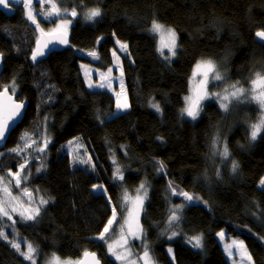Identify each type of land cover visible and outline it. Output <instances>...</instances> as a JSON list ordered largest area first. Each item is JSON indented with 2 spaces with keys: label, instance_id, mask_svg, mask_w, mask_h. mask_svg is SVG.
Instances as JSON below:
<instances>
[{
  "label": "trees",
  "instance_id": "trees-1",
  "mask_svg": "<svg viewBox=\"0 0 264 264\" xmlns=\"http://www.w3.org/2000/svg\"><path fill=\"white\" fill-rule=\"evenodd\" d=\"M54 2L61 12L73 8L77 12L65 17L71 19L66 33L71 45L35 64L31 53L42 34L26 19V9L16 4L12 17L0 13V52L6 56L0 90L15 80L17 100L29 103L23 122L0 151V176L18 172L27 159L29 188L48 201L34 220L15 217L13 224L0 218V231L8 235V240L0 239V264H31L9 240L32 243L40 262L53 253L61 259H80L87 250L103 264H118L105 242L94 238L113 205L117 223L126 215L121 197L125 190L132 195L141 183L148 186L149 197L142 214L143 241L132 244L137 253L142 254L147 244L155 264H230L217 239L226 231L244 241L254 264H264V188L259 184L264 178V131L255 141L248 138L259 106L234 100L224 111L210 101L198 120L181 117L191 74L200 60L215 62L225 87L239 82L249 89L255 73L264 75V44L255 35L264 30V0ZM49 7L37 0L32 3L35 13ZM97 7L101 15L86 20L84 14ZM37 20L46 34L60 18L37 15ZM153 20L177 33L171 63L161 57L157 38L149 32ZM120 44H127V49L122 51ZM91 51L98 58L91 60ZM113 52L120 56L130 104L116 116L114 95L89 90L81 67L108 71L114 66ZM153 101L161 113L150 108ZM25 133L37 143L23 155L11 152L25 143L21 139ZM217 136L227 143V160L213 155L211 145ZM45 139V151H35ZM76 141L87 144L91 156L82 149L72 152L70 145ZM77 157L90 158V164L79 163ZM233 160L239 165L236 172L231 169ZM117 166L123 180L115 175ZM169 181L199 199L185 202L172 195ZM97 184L107 193L94 190ZM181 204L179 221L169 228L170 211ZM173 230L177 235L167 239ZM118 231L114 224L109 235ZM195 236L202 237L203 247L189 242Z\"/></svg>",
  "mask_w": 264,
  "mask_h": 264
},
{
  "label": "snow or ice",
  "instance_id": "snow-or-ice-1",
  "mask_svg": "<svg viewBox=\"0 0 264 264\" xmlns=\"http://www.w3.org/2000/svg\"><path fill=\"white\" fill-rule=\"evenodd\" d=\"M19 2L22 3L23 8L26 9V19L31 21V23L34 24L37 29H39L41 34H45V32L44 29L41 28L40 23L37 20V15L43 16L45 19L51 18L53 16L59 17L60 22L57 24L56 28L51 29L46 34L50 37L54 36L57 43H67L66 29L68 24L70 23V20L65 19V17L76 16L77 12L75 8H73L70 12L67 9L61 12V9L57 6L54 0H37L38 4H49L50 7L47 11L35 13L32 8L33 0H19ZM0 5H4V0H0ZM4 6L6 7V5ZM100 15L101 11L97 7L89 9L84 14V18L86 20H95V18L99 17ZM150 32L154 36H159L160 46L157 50L159 51L160 55L166 60H171V58L176 55V31L171 27H166L165 25L153 20ZM255 35L260 39V41H264V30L257 31ZM51 42V40L45 41L44 44L41 45L39 39L36 41V47L32 50L31 53V60L34 63L37 61L38 57L45 55L44 49H46L48 47V44ZM117 43L120 42L117 41ZM120 49L122 51L126 50L127 44H120ZM165 49H167L169 53V55L167 56H165ZM88 55L92 56L93 58H98L95 51L89 52ZM113 56H116L115 52H113ZM116 59L119 60V57L117 56ZM2 60L3 53L0 52V62H2ZM108 71L110 73L111 69H109ZM197 77H200L198 81L196 80ZM192 79L196 81L197 87L193 90L192 95L186 96L184 98L186 106L181 109L182 115H186L192 120H196L201 111V101L205 98H215L216 100H218L220 108L224 111L228 110L229 105L233 100H235L237 103L253 102L259 106L260 115L257 119V122L251 123L249 125V140L255 141L260 133L264 131V75H261L259 72L255 73L254 78L250 81V88L247 90L243 86L239 85V82H236L228 85L227 87L216 85V87H223L222 93L214 91L209 92L207 86L210 80L221 81L223 77L220 71L217 69L216 64L211 59H202L196 63L192 73ZM88 86L92 87L93 85L91 82H89ZM97 86L111 87V83L109 82L108 84H100ZM9 87L11 88V95H9ZM15 90V80H13L9 86H4L2 90H0V143L5 141L6 134H10V121H13L16 117H19L20 110L23 108V102H16L13 99V97L15 96ZM116 106L118 109H127L129 105L126 102L121 103L118 96ZM152 107H154L158 112L160 111V107L158 104H153ZM27 136L28 134L25 133V135L21 137V139L25 141L23 145L18 144L10 151L16 153L17 155H23L27 149L32 148L33 144H36L37 142L35 140L29 141L28 139H26ZM47 143L48 141L45 139L43 141V145L37 144L35 151L43 153L45 151V148L47 147ZM211 147L213 155L218 154L223 160L228 159L229 150L227 143L221 142L218 136L212 141ZM0 155H3V153H0ZM76 159L81 164H90V158L85 159L83 157H77ZM113 162L115 163V160ZM26 164L27 159H25L24 163L20 164L18 172L13 173L9 171L7 173V179H5L4 176H0V218H7L8 220H11L13 224L15 223V220L13 219L12 213H16L17 215H19L22 220H34L35 217L40 213L39 207L31 208V212H29L27 208H24L25 203H27L29 207H31V205L33 204V193L29 191L27 187L21 189V184L27 178L26 174L23 177L21 176V173L24 171ZM91 166L94 167V165ZM158 167L161 171L164 170V165L162 162H158ZM238 167L239 165L235 160L231 161V169L233 172H236ZM115 175L119 180L124 179L119 166L116 167ZM259 184L260 186L264 187V178L260 179ZM12 187L20 189V193L18 195H13L11 192ZM93 189L99 190L105 194L107 193V189H105L103 185L100 184L93 185ZM169 189L172 195H180L186 201H192L194 199V197L188 192H185L182 189H178V186H173V183L171 181H169ZM21 196L27 197V201L22 200ZM146 196L147 188L144 183H141L139 185L134 196H131L128 191L125 190L121 197V202L122 206H125L124 211L126 212V215L122 216L120 222L117 223L118 214L116 205H113L111 216L110 218H108L102 232L97 237L98 240L105 242L108 253L115 257L117 261H120L121 264H154L147 244L143 245L142 254H133L131 247L129 246V241L131 239L142 238L143 229L139 223V214L142 211L143 200ZM108 199L110 202L111 197H109ZM196 199H199V197H196ZM47 203V200H45L43 197H40L39 204L44 205ZM182 207L183 204L174 207L170 211V215L167 221L169 228L172 227L174 222L179 221V215L177 213ZM114 224L119 229L118 233L107 235L109 233H112ZM176 235L177 232L173 230L171 231V234L167 236V239L171 240ZM218 235L222 240L224 239V232H220L218 233ZM0 239L8 240V235L4 231H0ZM8 242L10 243L11 247L14 248L25 260L30 261L31 264H36L35 254L37 249L33 247L32 243H27L26 251H22L20 242L13 240H9ZM189 242L193 243V247H203L201 236L192 237L190 238ZM233 249L236 250L235 255L239 256L240 264H254L252 256L248 252L243 240H231L230 243L225 245V251L227 252L229 257L234 256ZM167 251L171 255L172 260H175V255L172 248L169 247ZM48 264H100V260L97 258L94 252L85 250L82 254V257L75 261L61 260L59 256L53 253L50 260L48 261Z\"/></svg>",
  "mask_w": 264,
  "mask_h": 264
},
{
  "label": "rangeland",
  "instance_id": "rangeland-1",
  "mask_svg": "<svg viewBox=\"0 0 264 264\" xmlns=\"http://www.w3.org/2000/svg\"><path fill=\"white\" fill-rule=\"evenodd\" d=\"M33 2H34V0H33ZM18 4L19 5H22V3H20V2H18ZM65 19H67V20H70V23L68 24V26H67V29H66V33L67 32H69V30H70V28H71V19H69V18H65ZM60 22V20H58V22L57 23H59ZM57 23H56V25L55 26H53V28H56V26H57ZM52 28V29H53ZM150 29H151V27H150ZM150 29H149V32H150ZM51 30V29H50ZM49 32V31H48ZM150 34H152L151 32H150ZM153 35V34H152ZM154 36V35H153ZM156 38H157V42H158V47L160 46V44H159V36L158 35H156L155 36ZM177 48H178V43H177ZM164 52H165V56H167V55H169V53H168V50L167 49H165L164 50ZM116 53V56H114V66H112L110 69H111V72L109 73V71H100V70H97V69H95L94 67H92V66H90V65H84V64H82V72H83V74H84V77H85V80H86V82H87V85H89V82H91L92 83V87H89L88 86V88H89V90H93V91H99V90H106V91H108V92H110L112 95H114V97H115V99H116V104H117V99H118V96H119V100H120V102L121 103H124V102H126L129 106H130V104H129V98H128V94H127V90H126V82H125V76H124V71H123V68H122V64H121V60H120V56H119V54L117 53V52H115ZM119 57V60H117L116 59V57ZM162 57V56H161ZM175 57V56H174ZM174 57H172L171 58V60H166V59H164L163 57V59L165 60V61H167L168 63H171L172 62V60L174 61L175 59H174ZM90 59L92 60V59H94L92 56L90 57ZM214 62V61H213ZM215 63V62H214ZM217 66V65H216ZM195 68V67H194ZM194 70V69H193ZM121 72H122V74H121ZM86 73H87V75H86ZM193 73V72H192ZM200 79V77H197L196 78V80L198 81ZM111 83V87H98L97 85H100V84H108V83ZM216 85H221V86H223V87H225L224 85V81H223V79L221 80V81H211L210 80V82L208 83V91L209 92H221L222 93V91H223V87H216ZM197 87V83H196V81H194L193 79H192V74H191V78H190V82H189V89H188V94H187V96H189V95H192L193 94V90L195 89ZM250 88V87H249ZM246 89V88H245ZM247 90V89H246ZM210 101H216L218 104H219V102H218V100H216L215 98H205L204 100H202L201 101V105H200V107H201V111H202V107H203V105L205 104V103H207V102H210ZM234 101V100H233ZM153 104H157L155 101H153L152 102V105ZM152 105H150V108L152 109V110H154V111H156V112H158L154 107H152ZM129 106H128V108L127 109H118L117 108V106H116V109H117V111L118 112H121V111H127L128 109H129ZM186 105H185V102H184V107H185ZM183 107V108H184ZM223 110V109H222ZM201 111H200V113H199V116H198V118L196 119V120H198L199 119V117H200V114H201ZM158 113H161V108H160V111L158 112ZM181 117H182V119H185V120H190V121H196V120H192L191 118H189V117H187L186 115H182L181 114ZM86 144V143H85ZM86 146H87V144H86ZM84 144H80V142L79 141H76L75 143H73V144H71L70 145V150L72 151V152H74V149L73 148H77V149H82V150H85V151H89V153H90V156H91V154H92V152L90 151V149L88 148V146L86 147ZM92 157H93V155H92ZM39 161H40V164L37 166V168L38 169H41V167H42V165H43V159H42V157H41V155H39ZM13 173H16V172H13ZM25 174L27 175V178H26V180H24L23 181V183L21 184V189L22 188H24V187H27L28 189H29V191H31L32 193H33V197H32V199H33V204L31 205V207H29V205L27 204V203H25L24 204V208H27L28 209V211L29 212H31V208H34V207H39L40 208V211H41V209H42V207L43 206H45L46 204H44V205H41V204H39V199H40V197H43L44 198V196L40 193V192H36L34 189H30L29 188V183H30V179H31V177H30V172H29V165H27V166H25V168H24V171L21 173V176L23 177V176H25ZM5 177V179H7L8 177H7V175L6 176H4ZM145 186H146V188H147V196L146 197H144V200H143V208H142V211L140 212V214H139V223H140V225L142 226V214H143V209H144V206H145V203H146V201H147V199H148V197H149V188H148V186L145 184ZM261 188H264V187H262V186H260ZM137 189V188H136ZM96 191H98V192H101V191H99V190H96ZM11 192H12V194L13 195H18L19 193H20V189H17V188H15V187H12L11 188ZM135 193H136V190L134 191V193L131 195V196H134L135 195ZM107 196H108V194H107ZM178 196H180V195H178ZM185 202H192V201H194V200H196V198H194L192 201H186L182 196H180ZM21 199L22 200H24V201H27V197H23V196H21ZM45 199V198H44ZM46 200V199H45ZM20 210H23V209H20ZM12 216H13V219L15 220V222H16V218L15 217H17L19 220H22L21 218H20V216L19 215H17L16 213H12ZM113 227H114V225H113ZM143 229V228H142ZM221 232H224V234H225V236H224V239L222 240L221 238H220V236L219 235H217V239H218V241H219V243L221 244V246H222V248H223V250H224V253H225V255H226V258H227V260H228V262L230 263V264H234V261H235V264H240V259H239V256L238 255H235V249H233V252H234V256L233 257H229L228 256V254H227V252L225 251V245L226 244H228V243H230L231 242V240H242V239H240V238H234V237H231V236H229L228 235V233L226 232V231H221ZM220 233V232H219ZM107 235H109V234H107ZM142 241H143V234H142V238L141 239H131L130 241H129V246L131 247V250H132V253L133 254H135L134 253V251L137 253V248L135 247H133V243L134 242H138V243H142ZM21 243V248H22V246L24 245L25 247L23 248V251H26V243L23 241V242H20ZM245 244V243H244ZM150 255H151V253H150ZM152 256V255H151ZM171 256V255H170ZM35 257H36V264H48V261L50 260V258H48V259H46V260H43V261H38V257H37V254H35ZM112 257V259L113 260H115L118 264H121V262L120 261H117L116 259H115V257H113V256H111ZM172 258V257H171ZM152 259H153V257H152ZM61 260H72V261H75L74 259H72V258H66V259H64V258H62ZM28 261V260H27ZM153 262H154V259H153ZM154 264H155V262H154Z\"/></svg>",
  "mask_w": 264,
  "mask_h": 264
},
{
  "label": "water",
  "instance_id": "water-1",
  "mask_svg": "<svg viewBox=\"0 0 264 264\" xmlns=\"http://www.w3.org/2000/svg\"><path fill=\"white\" fill-rule=\"evenodd\" d=\"M19 0H4V5H6V7L4 5H0V13L8 16V17H12L15 14V7L14 5L18 4ZM257 39L260 41V39L257 37ZM39 40L41 42V45L44 44L45 41H49L51 40L52 42L48 44V47L46 49H44L45 51V55L44 56H40L37 58V62L39 61H43L46 60L50 55H52L53 53H57V52H61L64 49L70 47V37L66 34V40L67 43L66 44H60L56 42V38L54 36L50 37L47 34H42L39 37ZM264 44V41H260ZM36 47V45H35ZM5 61H6V56L3 55V60L2 62H0V76L3 74L4 72V65H5ZM32 64H35L32 60H31ZM11 91L9 90V95H11ZM13 99L16 102H22V101H18L16 96L13 97ZM29 103L27 101L23 102V108L20 110V116L16 117L13 121H10V134H6V139L4 142L0 143V151L4 150L8 144V141L10 139V136L12 134V132L17 129V127L23 122L24 117H25V113L28 109ZM92 252V251H89ZM95 253V252H94ZM96 254V253H95ZM97 258L99 259L98 255L96 254ZM90 259V258H89ZM100 260V259H99ZM100 264H103L102 261L100 260Z\"/></svg>",
  "mask_w": 264,
  "mask_h": 264
},
{
  "label": "crops",
  "instance_id": "crops-1",
  "mask_svg": "<svg viewBox=\"0 0 264 264\" xmlns=\"http://www.w3.org/2000/svg\"><path fill=\"white\" fill-rule=\"evenodd\" d=\"M83 77H84V74H83ZM84 79H85V77H84ZM86 81V80H85ZM86 86L88 87V85H87V82H86ZM118 111H115V114L113 115V116H116V115H118Z\"/></svg>",
  "mask_w": 264,
  "mask_h": 264
},
{
  "label": "bare ground",
  "instance_id": "bare-ground-1",
  "mask_svg": "<svg viewBox=\"0 0 264 264\" xmlns=\"http://www.w3.org/2000/svg\"><path fill=\"white\" fill-rule=\"evenodd\" d=\"M98 237V236H97ZM97 237H95L94 239L98 240ZM74 260H78V259H74Z\"/></svg>",
  "mask_w": 264,
  "mask_h": 264
}]
</instances>
